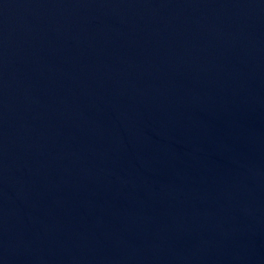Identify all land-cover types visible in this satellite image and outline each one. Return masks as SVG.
I'll return each mask as SVG.
<instances>
[{"label": "water", "instance_id": "water-1", "mask_svg": "<svg viewBox=\"0 0 264 264\" xmlns=\"http://www.w3.org/2000/svg\"><path fill=\"white\" fill-rule=\"evenodd\" d=\"M0 264H264V0H0Z\"/></svg>", "mask_w": 264, "mask_h": 264}]
</instances>
